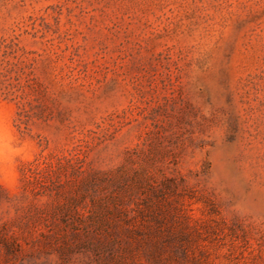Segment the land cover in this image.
Segmentation results:
<instances>
[{
  "label": "rangeland",
  "instance_id": "374dc122",
  "mask_svg": "<svg viewBox=\"0 0 264 264\" xmlns=\"http://www.w3.org/2000/svg\"><path fill=\"white\" fill-rule=\"evenodd\" d=\"M116 207L264 264V0H0V264H94Z\"/></svg>",
  "mask_w": 264,
  "mask_h": 264
},
{
  "label": "trees",
  "instance_id": "16d2710c",
  "mask_svg": "<svg viewBox=\"0 0 264 264\" xmlns=\"http://www.w3.org/2000/svg\"><path fill=\"white\" fill-rule=\"evenodd\" d=\"M119 208L107 213L104 228L87 241V249L94 256V264H186L187 260L199 262L193 254L201 250L194 243L193 227L182 224L170 231L167 227L161 230L159 217L151 214L153 223L130 225L129 219L121 216ZM141 215V213H139ZM145 227V236L137 237ZM164 232V234L162 233Z\"/></svg>",
  "mask_w": 264,
  "mask_h": 264
}]
</instances>
